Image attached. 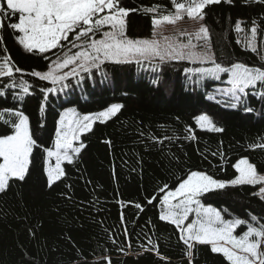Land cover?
I'll use <instances>...</instances> for the list:
<instances>
[{
	"label": "snow or ice",
	"instance_id": "snow-or-ice-1",
	"mask_svg": "<svg viewBox=\"0 0 264 264\" xmlns=\"http://www.w3.org/2000/svg\"><path fill=\"white\" fill-rule=\"evenodd\" d=\"M238 4L260 9L256 16L247 20L237 18L233 21L230 15L226 18L229 25L226 31L237 35L235 43L243 45V51L258 57L256 64L232 60L222 50L218 55L206 22L214 6L235 7ZM170 5L129 7L125 0H0V97L11 96L17 102L13 107L0 109V196L27 184L37 171L44 189L52 191L63 184L71 192L72 184L67 182L69 166L81 171L79 165L88 148L87 138L94 134L95 125L118 118L124 105L113 103L104 110L83 115L76 108H68L59 114L54 135L47 141L49 96L70 87V77L83 79L81 73L91 74L93 69L99 70L106 62L117 65L134 62L141 66L147 62L153 71L159 69L161 72L167 64L183 63L186 77L198 86H203L206 80L221 81L222 75L227 76L223 82L229 86L217 88L207 95L209 101L244 113L256 111L250 104L251 98L264 104V0H170ZM134 13L150 18L149 37L130 34V14ZM185 20L191 22V31L176 27L178 22ZM168 25L173 26L172 35L164 34ZM6 35L12 37L24 54L45 61L44 68L31 71L21 68L11 55ZM66 68L70 71H64ZM26 76L35 78L36 82ZM38 82L45 83L40 85ZM152 83L158 86L159 78ZM37 89L41 97L38 120L33 125L24 105ZM194 122V126L184 129L183 140L198 141L197 128L207 133L225 131L207 111L196 115ZM137 135L141 143L160 145L161 152L166 141L181 140L175 130L172 135L156 136L144 131ZM46 142L51 146H46ZM103 142L112 148L110 139ZM222 146L223 141H220L210 155L226 162L227 153ZM247 149L264 152V137L248 144ZM206 153L207 150L200 155L207 159ZM165 158L169 165L179 164L180 158L175 154ZM128 163L123 161L125 166ZM136 163L142 174V158ZM231 166L236 174L228 180L205 170L188 168L182 170V175H177L169 169L174 184L158 183L153 193L142 200L117 199L119 225L109 227L103 220L98 222L105 233L104 242L98 240L97 243L101 249L99 255L95 249L86 255L72 236L66 234L64 239L76 249L66 264H113L112 249L108 244L125 257L139 259L149 255L155 256L158 264H172L171 257L161 250L160 237L153 239L156 224L151 219L140 226L139 232L128 226L125 209L137 210L132 220L135 225L147 206L158 208L157 220L172 226L181 247L182 264H198L202 247L218 256L220 264H264V216L251 212L240 216L227 206L215 207L208 202L228 196L229 190H238L264 202V170L258 169L249 157H241ZM129 171L135 173L137 168L130 167ZM112 175L116 179L115 165ZM245 186L249 187L248 192H243ZM60 195L72 199L68 193ZM37 231L35 226L28 228L33 239ZM25 256H28L26 252Z\"/></svg>",
	"mask_w": 264,
	"mask_h": 264
},
{
	"label": "trees",
	"instance_id": "trees-1",
	"mask_svg": "<svg viewBox=\"0 0 264 264\" xmlns=\"http://www.w3.org/2000/svg\"><path fill=\"white\" fill-rule=\"evenodd\" d=\"M125 3L129 7L154 4L171 7L170 0H125ZM259 11L256 6L249 8L242 4L212 8L206 22L211 29L218 55L222 50L232 60L249 65L258 63L255 54L243 51V45L235 43L237 35L226 31L229 28L226 18L230 15L233 21L237 18L247 20ZM130 16V34L133 37H148L152 30L150 18L142 13ZM6 40L11 55L21 68L26 71L44 68L45 61L24 54L11 36L6 35ZM183 67V63L167 64L161 72L136 63L117 65L106 62L99 70L93 69L91 74L81 73L83 79L70 77V87L50 94L47 141L54 135L55 121L60 111L68 106H74L82 114L104 110L113 103H121L124 108L118 118L105 123L97 122L94 134L87 138L88 148L79 165L81 171L77 172L69 166L67 182L72 184L71 192L63 184L52 191L44 189L37 171L27 184L14 187L7 195L0 196V264H66L76 253V249L64 239L66 234L72 236L86 255L92 254L94 249L96 255H99L101 249L97 243L98 240L104 242L105 233L98 222L103 220L109 227L118 226L120 208L117 199L142 200L145 195L153 193L158 183L174 184L169 169L177 175H182L188 168L205 170L220 179L228 180L236 174L231 165L241 157H249L258 169L264 170V152L247 149L248 144L264 137V104L251 98L250 104L256 109L254 113L217 105L206 98L217 83L209 79L203 86L192 84L183 72ZM25 78L36 82L35 78ZM157 78L158 86L152 83ZM38 83L43 85L45 82ZM40 97L37 89L36 94L30 96L24 105L33 125L38 120ZM16 103L11 96L0 97V109L13 107ZM204 111L213 115L225 131L219 134L207 133L197 128L198 141L183 140L184 129L189 125L194 126V117ZM173 130L181 140L171 143L166 141L163 152L160 151V145L141 143L137 135L139 131L156 136L166 133L172 135ZM108 139L112 141L111 149L103 142ZM220 141H223L222 150L227 153L226 162L210 155ZM46 146H51L50 142H46ZM205 150L207 159L200 155ZM172 154L180 158L178 165L175 162L169 165L165 158ZM140 158L143 160L142 174L136 163ZM123 161H128V165L125 166ZM113 165L116 179L112 175ZM130 167H136L137 171L130 172ZM249 190L245 186L243 192ZM62 192L71 195L72 199H64L60 195ZM208 202L215 207L227 206L240 216H246L248 212L264 216V202L243 195L238 190H229L228 196L213 198ZM136 211L134 208L125 209L130 230L134 228L139 232L140 226L151 219L156 224V236L153 239L160 237L161 250L171 257L172 264H182L177 237L172 226L157 220L158 208L147 206L133 225ZM32 226L38 228L35 239L28 233V228ZM117 235L120 233L117 232ZM133 243H136L135 239ZM107 246L112 249L113 264H158L155 256L144 255L139 259L134 256L125 257L111 244ZM198 264H220V258L202 247Z\"/></svg>",
	"mask_w": 264,
	"mask_h": 264
},
{
	"label": "rangeland",
	"instance_id": "rangeland-1",
	"mask_svg": "<svg viewBox=\"0 0 264 264\" xmlns=\"http://www.w3.org/2000/svg\"><path fill=\"white\" fill-rule=\"evenodd\" d=\"M176 27H179V28H185V29H187V30H189V31L192 30V24H191V22H189V21H187V20H185V21H181V22H178V24H177ZM164 34H165V35H172V34H173V26H172V25H168V26L164 29ZM150 35H151V34H150ZM150 35H149V36H150ZM149 36H148V37H149ZM133 63H134V62H133ZM143 65L149 66L147 62H145ZM191 66H193V65H190V67H191ZM149 67H150V66H149ZM64 71H70V68H66V69H64ZM226 80H227V76H226V75H222V80H221V81H215L217 84L212 88V90H211L210 93L213 94L217 88H225V87H228L229 85H227L226 83L223 82V81H226ZM68 108H75V107H74V106H68V107L62 109V110L60 111V113L63 112V111H65V110H67ZM94 113H95V112H94ZM201 113H202V112H201ZM201 113H200V114H201ZM80 114H82V113H80ZM82 115H83V114H82ZM58 118H59V116H58ZM58 118H57V119H58Z\"/></svg>",
	"mask_w": 264,
	"mask_h": 264
}]
</instances>
